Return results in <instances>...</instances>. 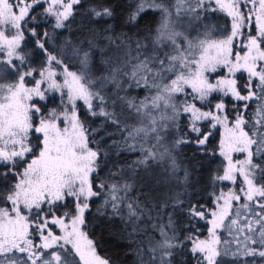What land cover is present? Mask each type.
Wrapping results in <instances>:
<instances>
[{
    "label": "snow or ice",
    "instance_id": "obj_1",
    "mask_svg": "<svg viewBox=\"0 0 264 264\" xmlns=\"http://www.w3.org/2000/svg\"><path fill=\"white\" fill-rule=\"evenodd\" d=\"M120 7L0 0V264H115L89 216L135 264H264V0H128L144 37Z\"/></svg>",
    "mask_w": 264,
    "mask_h": 264
},
{
    "label": "trees",
    "instance_id": "obj_2",
    "mask_svg": "<svg viewBox=\"0 0 264 264\" xmlns=\"http://www.w3.org/2000/svg\"><path fill=\"white\" fill-rule=\"evenodd\" d=\"M94 2V0H93ZM113 3H118L124 5V7L117 8V17L112 23L115 26L116 32L127 33L132 35L134 33H139L141 37L148 35L151 29H154L157 23V15L148 12L144 14L134 25L126 24V11L128 0H112ZM80 18L78 17L77 20ZM226 19L221 17L219 23L221 25L226 24ZM79 35V33H77ZM195 35V33H193ZM31 47V44L28 45ZM237 78L240 83H244L245 74L237 73ZM131 95L143 97L145 95V90L135 89L131 90ZM83 118V110H82ZM100 123L99 119H91L88 121L92 127H96ZM132 123V121H129ZM106 129L109 133H112L111 139L119 140L121 134L117 132L111 125H106ZM103 135V133H101ZM219 141V130H215L214 136L210 140V146L214 147ZM105 142L110 143L108 137H105ZM184 154L186 157L191 156V149L185 148ZM138 153H122V159H134ZM222 158L215 157L212 159L211 163L208 162V158H201V171L197 174L201 179L202 183L207 181L209 175V170L215 168L217 164L220 163ZM107 169H105V172ZM103 175V173L101 174ZM90 220V236L96 242L97 252L102 257H111L115 260V264H135L136 257L133 253V248L129 247L131 240L127 237L126 233H122V224L119 219H114L111 221H105L97 219L93 216H89Z\"/></svg>",
    "mask_w": 264,
    "mask_h": 264
},
{
    "label": "rangeland",
    "instance_id": "obj_3",
    "mask_svg": "<svg viewBox=\"0 0 264 264\" xmlns=\"http://www.w3.org/2000/svg\"><path fill=\"white\" fill-rule=\"evenodd\" d=\"M226 75V70L225 69H220L218 70L217 74H212V76L210 78L215 79L217 76H224ZM219 139L221 138V135L223 134V128L219 127ZM234 158H242V156L240 154H235Z\"/></svg>",
    "mask_w": 264,
    "mask_h": 264
}]
</instances>
